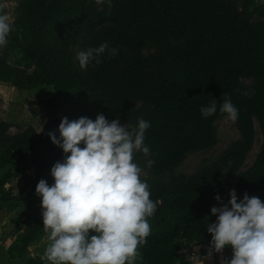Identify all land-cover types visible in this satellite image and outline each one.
<instances>
[{"label":"trees","instance_id":"trees-1","mask_svg":"<svg viewBox=\"0 0 264 264\" xmlns=\"http://www.w3.org/2000/svg\"><path fill=\"white\" fill-rule=\"evenodd\" d=\"M106 41L114 54L106 52L102 63L82 71L77 53ZM170 41L176 46L143 55L148 44ZM4 47L21 55L25 68H13L0 57L1 85L54 91L33 104L47 118L40 133L30 127L12 137V124L0 121L4 164L14 166L16 156H29L37 175L52 179L51 168L65 156L48 133L59 138L64 117L95 121L104 115L133 128L141 118L150 122L144 141L150 152H138L134 160L158 204L134 264H176L179 252L198 245L214 251L206 229L216 220L211 215V208L220 206L216 195L227 203L234 189L240 199L247 193L264 202V7L256 0H241L240 6L230 0H112L111 8L95 0H24ZM242 80L253 84L242 87ZM225 99L239 109L235 122L241 139L196 175H176L188 154L214 145V124L227 115L220 112ZM215 100L217 112L203 118L200 109ZM256 122L262 151L241 172L255 145ZM148 160L154 161L150 168ZM20 174L8 170L0 176V205L9 210L21 197L7 186ZM46 232L42 215L24 230L17 225L7 250L10 264H45L31 258L29 248Z\"/></svg>","mask_w":264,"mask_h":264},{"label":"clouds","instance_id":"clouds-1","mask_svg":"<svg viewBox=\"0 0 264 264\" xmlns=\"http://www.w3.org/2000/svg\"><path fill=\"white\" fill-rule=\"evenodd\" d=\"M95 2L112 6V0ZM13 23L0 11V48L7 45ZM106 52H115L107 41L79 51L80 69L86 70L93 62L99 65ZM200 112L205 119L214 115L215 102ZM220 112L232 122L238 120L239 109L230 99L223 101ZM150 126L142 118L130 129L121 126L119 119L109 122L104 115L95 121L64 117L59 138L55 132L48 133L65 158L51 168L52 185L41 179L36 186L50 241L41 260L48 264H134L138 249L151 234L148 218L156 213L158 204L142 179L144 169L134 160L138 152H150L144 143ZM153 163L148 160L147 166ZM214 199L220 206L211 208L216 220L206 229L212 237L211 249L220 253L231 247L232 256L223 264H264V202L247 193L240 199L234 189L227 203L220 195Z\"/></svg>","mask_w":264,"mask_h":264},{"label":"rangeland","instance_id":"rangeland-1","mask_svg":"<svg viewBox=\"0 0 264 264\" xmlns=\"http://www.w3.org/2000/svg\"><path fill=\"white\" fill-rule=\"evenodd\" d=\"M23 1L24 0H3L0 2V11L8 14L12 18L14 22L13 25L18 18L20 5ZM230 1L236 3L238 6L241 5V0ZM256 3L258 7H264V0H256ZM258 20H260L259 17L256 18V21ZM174 46L176 45L171 41L167 42L165 46L148 44L143 55L148 57L164 50L171 49ZM0 57H4L7 60L8 65L13 68H18L20 70H24L25 68V63L22 60L21 55L15 52H10L5 47L0 48ZM28 71L33 73L34 68L31 70L29 69ZM241 84L242 87H249L253 83L250 80H242ZM53 95L54 91L51 87L38 86L29 90L20 91L11 86L0 84V120L7 119L6 117L9 115L8 121L12 123L9 135L16 137L24 133V131L30 127H36L35 129L38 132L44 130L47 122L46 115L40 110V108L33 104L42 99L50 98ZM213 102H215L216 105L218 103L217 100ZM120 124L121 126L127 125L130 129L133 128L128 123ZM214 126L216 129L214 145L204 151H195L188 154L184 161L174 169L176 175H184L186 177L196 175L204 166L216 162L235 142L241 139L236 127V122L229 120L227 115L218 119ZM255 127V145L241 172L249 170L255 164L262 151L263 136L257 122L255 123ZM6 159H2L0 156V176L5 175L8 170H11L14 174L17 172L21 173L19 178L7 186V189L12 187L14 195L21 197L17 208L9 210L0 205V236L9 247L16 239L15 232L17 230V225L23 227L24 230L30 222L38 219L42 215L41 198L36 193V186L41 179H44V177L37 175L33 161L29 156H16L14 159V161L16 160L14 166H11V164H4V160ZM44 180H46L49 185L54 183L53 178ZM49 243L50 241L47 233L39 242L33 244L29 248V256L31 258H41ZM44 262L45 264H48L47 261Z\"/></svg>","mask_w":264,"mask_h":264},{"label":"crops","instance_id":"crops-1","mask_svg":"<svg viewBox=\"0 0 264 264\" xmlns=\"http://www.w3.org/2000/svg\"><path fill=\"white\" fill-rule=\"evenodd\" d=\"M8 117L9 115L6 117L7 119H3L0 121L11 123L10 121H8ZM7 250L8 246L5 244L4 240L0 236V264H10L7 255ZM192 253H196V258L194 262H192V260L190 259ZM231 256L232 249L229 246L225 247L222 252L216 253L215 251L208 250L203 245H198L179 252L176 256V264H223L225 258L230 259Z\"/></svg>","mask_w":264,"mask_h":264},{"label":"built area","instance_id":"built-area-1","mask_svg":"<svg viewBox=\"0 0 264 264\" xmlns=\"http://www.w3.org/2000/svg\"><path fill=\"white\" fill-rule=\"evenodd\" d=\"M195 258H196V253H192V254H191V258H190V259L192 260V262L195 261Z\"/></svg>","mask_w":264,"mask_h":264}]
</instances>
